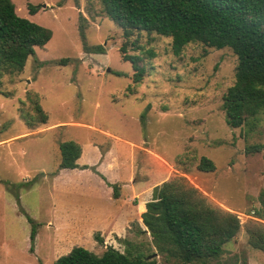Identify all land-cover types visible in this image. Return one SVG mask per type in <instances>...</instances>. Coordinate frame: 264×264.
I'll return each instance as SVG.
<instances>
[{"label":"rangeland","instance_id":"374dc122","mask_svg":"<svg viewBox=\"0 0 264 264\" xmlns=\"http://www.w3.org/2000/svg\"><path fill=\"white\" fill-rule=\"evenodd\" d=\"M13 1L21 16L53 35L21 72L0 76V264H54L74 246L102 254L110 245L173 264L143 231L142 218L132 212L138 200H129L123 184L155 187L175 174L240 218L237 236L206 263L264 264V252L249 245L246 232L249 221L264 222L257 217L264 148L247 150L264 145V113L252 125L227 122L223 97L235 82L234 51L190 42L175 54L172 37L155 31L135 30L126 38L101 0ZM29 3L39 11L30 13ZM85 42L105 52L87 51ZM124 43L127 53L142 57L140 83ZM69 140L82 146L81 154L97 146L95 156L86 152L88 169L60 168V143ZM202 155L215 162V171L198 169ZM118 210L129 219L109 221Z\"/></svg>","mask_w":264,"mask_h":264},{"label":"trees","instance_id":"16d2710c","mask_svg":"<svg viewBox=\"0 0 264 264\" xmlns=\"http://www.w3.org/2000/svg\"><path fill=\"white\" fill-rule=\"evenodd\" d=\"M105 12L124 29L126 38L135 30L155 31L172 37V49L180 54L190 42L209 47H230L238 56L235 82L224 94L223 108L227 122L233 127L252 125L264 113V0H101ZM30 13L40 6L29 3ZM81 18H85L82 16ZM80 33L85 40V28ZM51 28L37 23L16 10L13 0H0V76L21 72L36 48L52 38ZM84 47L90 52H105L103 45ZM124 58L134 67L135 83L145 75L142 57L127 53ZM153 55V52H150ZM66 61V59H64ZM120 75L121 72L117 71ZM35 106L42 122L48 118L39 102ZM262 144L248 146V152L260 151ZM60 168L79 167L82 146L75 140L60 143ZM198 169L215 171L216 164L202 155ZM115 196H119L114 184ZM262 209L257 217L264 219V189L260 194ZM159 253L173 264H192L218 258L224 244L235 238L241 229L239 216L213 205L189 179L175 174L153 189L151 200L141 214ZM248 243L264 252V222L251 220L246 225ZM36 229L31 238L34 242ZM54 264H161L155 257L142 253L132 256L110 245L102 254L84 246H74L57 258ZM210 264H222L220 261Z\"/></svg>","mask_w":264,"mask_h":264},{"label":"crops","instance_id":"0c3cea01","mask_svg":"<svg viewBox=\"0 0 264 264\" xmlns=\"http://www.w3.org/2000/svg\"><path fill=\"white\" fill-rule=\"evenodd\" d=\"M96 148H97V146H93V149H91L89 147L87 149L86 148L83 149V151H85V152H83V154H81V156L79 157L78 163H79L80 166L77 167V168H79V169H88L91 166L90 163L89 164L84 163L86 161H83V160H86L87 159L86 152L91 151V153H92L91 156H95L96 155L95 154ZM106 159H107V161H110V160L112 161L113 160V156L107 157ZM83 166H86V167H83ZM105 168L108 169V170H110V168H108L107 165L105 166ZM111 169L117 171L118 170V165H116V169H114V168H111ZM102 175H103V178L106 179L110 184L113 183L112 182L113 180H110L109 177L105 176V174L102 173ZM117 179H118V177H117ZM115 181H117V180H115ZM161 183H159V184H161ZM153 189H154V186L149 185L148 181H144L143 182V181H140L139 180V181L131 182L129 184L128 183L127 184H123V190L126 191V192H129L128 193L129 196H130L129 197V200H131V199H135V200L137 199L138 200L135 203V205H134L135 207L132 208L133 211L131 209H129V211L131 210L133 212V214L135 216H139L140 219H141V214L146 210V203L149 200H151V198L153 196ZM119 196H120V193H119ZM116 213H117V215H114V216H110L109 217V221L116 220V222H117L118 219L119 220L120 219H122V220L124 219L126 221L129 219L128 216H127V214H125V213L123 214L119 210L116 211ZM140 222H141L140 224H141L143 230H146L147 229L146 226L142 223V221H140Z\"/></svg>","mask_w":264,"mask_h":264},{"label":"water","instance_id":"95a60500","mask_svg":"<svg viewBox=\"0 0 264 264\" xmlns=\"http://www.w3.org/2000/svg\"><path fill=\"white\" fill-rule=\"evenodd\" d=\"M43 5H46V4H43ZM156 254V253H155Z\"/></svg>","mask_w":264,"mask_h":264}]
</instances>
